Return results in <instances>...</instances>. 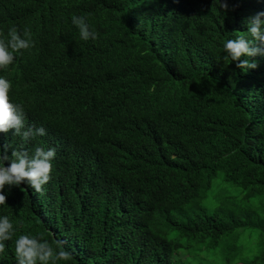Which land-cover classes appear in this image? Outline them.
Here are the masks:
<instances>
[{
    "label": "trees",
    "instance_id": "1",
    "mask_svg": "<svg viewBox=\"0 0 264 264\" xmlns=\"http://www.w3.org/2000/svg\"><path fill=\"white\" fill-rule=\"evenodd\" d=\"M227 4L0 0V35L14 25L34 41L0 70L46 130L24 147L56 149L41 192L6 186L16 232L0 264H15L21 232L61 241L60 264H264V55L242 71L222 49L264 0ZM20 144L0 133V150Z\"/></svg>",
    "mask_w": 264,
    "mask_h": 264
},
{
    "label": "clouds",
    "instance_id": "2",
    "mask_svg": "<svg viewBox=\"0 0 264 264\" xmlns=\"http://www.w3.org/2000/svg\"><path fill=\"white\" fill-rule=\"evenodd\" d=\"M218 5L223 11L228 8L227 0H218ZM70 19L82 41L96 39L97 33L87 22L86 16L73 14ZM244 21L247 36L225 39L222 49L229 62H235L237 68L247 71L256 67L254 57L264 55V11H257ZM33 43L28 31L21 34L14 25L8 27L6 35H0V70L14 62L19 50L30 48ZM11 86V81L0 75V133H8L11 129V134L21 139L19 146L3 145V150H0V205H5L6 186H19L23 182L36 192H41L42 186L51 178L56 155L55 147L36 146L31 151L24 147L30 139L44 136L46 130L43 126L26 123L24 107L9 98ZM15 232L9 216L0 215V253L5 250L4 242L11 240ZM14 244L15 264H60L69 258V252L61 246V241H55L56 246L53 247L39 233L21 232L15 237Z\"/></svg>",
    "mask_w": 264,
    "mask_h": 264
},
{
    "label": "rangeland",
    "instance_id": "3",
    "mask_svg": "<svg viewBox=\"0 0 264 264\" xmlns=\"http://www.w3.org/2000/svg\"><path fill=\"white\" fill-rule=\"evenodd\" d=\"M220 181H221V177H217L214 180L212 190L210 191L209 196H208V202L211 203L214 208H218L219 206L217 197L220 195L221 190H222L220 186ZM181 257L184 258L185 255H182Z\"/></svg>",
    "mask_w": 264,
    "mask_h": 264
}]
</instances>
